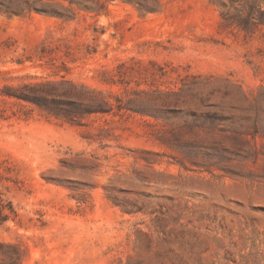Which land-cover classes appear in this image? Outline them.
<instances>
[{"label": "rangeland", "instance_id": "1", "mask_svg": "<svg viewBox=\"0 0 264 264\" xmlns=\"http://www.w3.org/2000/svg\"><path fill=\"white\" fill-rule=\"evenodd\" d=\"M27 1L70 7L0 0V89L64 76L133 110L72 123L0 97V191L18 213L0 264H264V24L222 18L251 0H74L68 19Z\"/></svg>", "mask_w": 264, "mask_h": 264}, {"label": "trees", "instance_id": "2", "mask_svg": "<svg viewBox=\"0 0 264 264\" xmlns=\"http://www.w3.org/2000/svg\"><path fill=\"white\" fill-rule=\"evenodd\" d=\"M70 7L60 4L62 11L54 9L45 10L36 7L32 3L26 2L28 10L35 9L40 12L51 13L61 18H70V15L63 13L67 11L76 14L73 8L74 0H68ZM125 2L133 3L142 11H155L160 7L158 0H123ZM226 6L224 0H215ZM258 0H251V5L246 15H239L237 20L234 15L228 11L222 12V18L226 24H236L241 30L247 33H253L256 26L264 24V9L257 3ZM83 5L80 9L94 12L96 14L106 13L107 0H82ZM58 4V3H57ZM258 12L255 15L254 11ZM11 13H18L19 9L8 8ZM165 75V73H163ZM129 90V89H128ZM156 92L161 95H174L177 92L172 90H161L157 88ZM137 92V91H133ZM144 92V91H141ZM0 97L3 101L7 99H14L18 102H25L37 108L41 113L67 120L72 123L81 122L83 119L96 114H105L113 111L117 106L119 110H133L131 107H122L111 103L108 97L100 90L93 89L85 84L77 83L72 80H66L62 77L60 81H52L48 79H38L35 81L22 82L20 84L5 85L4 89H0ZM117 98V97H116ZM34 109L29 110L33 111ZM18 217V213L11 201L4 197L0 191V224ZM22 256V255H21ZM20 258V257H19ZM22 258V257H21ZM21 261V259H20Z\"/></svg>", "mask_w": 264, "mask_h": 264}]
</instances>
